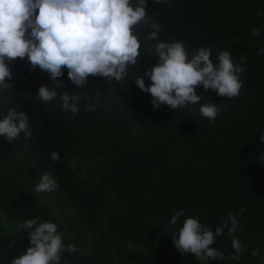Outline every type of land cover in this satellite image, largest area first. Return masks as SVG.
<instances>
[{
	"label": "trees",
	"instance_id": "trees-1",
	"mask_svg": "<svg viewBox=\"0 0 264 264\" xmlns=\"http://www.w3.org/2000/svg\"><path fill=\"white\" fill-rule=\"evenodd\" d=\"M146 11L160 25L158 40L144 39L150 26H136L141 55L122 81L89 76L77 86L67 69L52 80L27 58L9 63L12 87L0 89V119L23 110L32 135L21 132L11 143L0 135V264L30 246L31 230L20 225L34 217L54 222L63 243L76 246L62 251L60 264H264V54L256 55L264 47V0H147ZM160 41H183L189 58L201 47L211 48L214 62L224 50L234 63L246 57L239 96L198 86L196 105L154 110L135 79L151 83L144 72L157 62ZM41 85L56 91L52 101L36 95ZM65 92L80 97L75 115L62 108ZM206 103L219 107L214 121L199 112ZM45 172L58 187L34 193ZM229 213L239 221V260L227 228L211 245L223 253L217 260L181 255L173 244L187 217L214 230Z\"/></svg>",
	"mask_w": 264,
	"mask_h": 264
},
{
	"label": "clouds",
	"instance_id": "clouds-1",
	"mask_svg": "<svg viewBox=\"0 0 264 264\" xmlns=\"http://www.w3.org/2000/svg\"><path fill=\"white\" fill-rule=\"evenodd\" d=\"M146 2L138 0L133 6L131 0H0V89L12 87L9 63L17 58H27L31 69L39 67L52 80L62 77L63 70L67 69L69 80L77 86L85 85L89 76H100L109 82L122 81L128 66L135 65L141 55V42L134 32L136 26H150L153 30L145 33L144 39L158 40L160 25L147 15ZM155 3L166 4L167 0H155ZM251 34L260 36V29L252 28ZM153 53L158 60L144 72L151 83L146 85L142 75L135 82L151 95L154 110L162 104L176 110L196 105L200 100L198 86L223 98L240 94L243 83L240 74L245 71L246 57L234 63L230 52L224 50L217 54L214 62L211 48L201 47L189 58L183 41H160L155 44ZM261 54L264 47L257 50L256 55ZM36 95L41 101L50 102L57 93L41 85ZM79 100L78 95H69V92L60 96L62 108L73 115L79 111ZM91 110H95L94 105ZM218 111L219 107L210 103L199 107L200 114L209 121L216 119ZM21 132L25 138L32 135L28 114L10 109L0 119V135L11 143ZM260 141L264 143V134ZM51 159L58 162L59 153L51 152ZM261 161L264 162V156ZM56 187V179L45 172L32 191L45 193ZM183 215L182 209L176 211L169 224L175 227ZM238 224L235 213H229L214 230L195 217H187L178 231L171 234L173 244L181 255L191 253L196 259L217 260L223 253L211 245L227 228L236 253L234 259L239 260L242 245L233 236ZM20 228L31 230L28 233L30 246L9 264H60L62 251L70 254L77 251L74 244L63 243L54 222L34 217L25 220Z\"/></svg>",
	"mask_w": 264,
	"mask_h": 264
}]
</instances>
